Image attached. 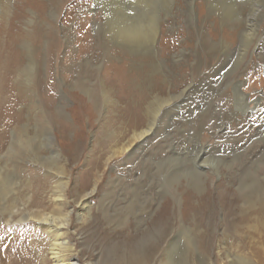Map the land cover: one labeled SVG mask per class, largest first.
<instances>
[{"label":"rangeland","instance_id":"obj_1","mask_svg":"<svg viewBox=\"0 0 264 264\" xmlns=\"http://www.w3.org/2000/svg\"><path fill=\"white\" fill-rule=\"evenodd\" d=\"M18 1L0 0V172L22 188L14 210L0 194V264H56L38 215L67 211L81 264H264V53L220 42L241 0Z\"/></svg>","mask_w":264,"mask_h":264},{"label":"bare ground","instance_id":"obj_2","mask_svg":"<svg viewBox=\"0 0 264 264\" xmlns=\"http://www.w3.org/2000/svg\"><path fill=\"white\" fill-rule=\"evenodd\" d=\"M18 2L19 3L22 2L23 4L30 2V4H32V5H38L39 6L38 8H40L39 11L41 10L42 12L44 9L42 10L41 8H42V6H45V4H46V1H35V0H19ZM211 2H213V1H211ZM225 2H227V1H225ZM225 2L224 3L222 2L223 3L222 18L224 17V22H228L230 24V26H232L231 29H225L222 33V36H221V41H220L221 42V49L223 50L225 55H231V54L236 55L238 59L243 60L246 58L247 53H249L250 51L256 52L258 50L257 54L260 57H262L263 53H264V23L262 22V16L264 15V0H241L242 4L240 6L237 5L236 7H234V6L231 7L228 5V3H225ZM239 4H240V2H239ZM42 12L40 14H43ZM37 13H38V11H37ZM22 15H24V13ZM211 41L215 42V39L211 38ZM56 45H57V43H56ZM210 48L214 49L216 47L214 45H211ZM238 59H237V61H238ZM5 66H6L7 70H9V71L13 70V68L11 66H9L8 63H6ZM235 84L237 86V85H240L241 83L235 81ZM238 93L240 94L241 92H239V90H238V92L236 94L237 98H238ZM240 101H241L240 104H238V102H237V106H238L237 108L243 109V111H248L249 109H251V108H249V107H251L249 105L247 107H245L246 103H247V102H245V100H243V101L240 100ZM143 135L144 134L141 133V135H136V137L137 136L141 137ZM8 163L9 162L5 163L6 167H8L7 166ZM1 166H3V164L1 165V161H0V167ZM13 166L16 169L15 164H13ZM6 167H1V168L4 169ZM6 171L9 172V168ZM0 185H1L0 187H2L1 189H3V191H0V194L2 192L5 193V191L7 192L8 189L12 190L10 193L9 199L4 201L5 202L4 207H5V209L7 208V210H14L21 203L19 200L17 201L15 199V197H16V195L19 196V194H20L19 192H21L22 188L15 186L14 182L13 181L10 182L8 178L4 179L3 173H1V172H0ZM16 189H17V193H15L16 191L14 192V190H16ZM8 192H10V191H8ZM6 194H8V193H6ZM64 197H65V195L62 194L61 192L58 194V198L63 199ZM58 198L56 197V199H58ZM87 198L88 197H86V199ZM45 215L46 214L42 213V214H39L38 217L40 220L53 221V224L46 222L44 225V229H46V231H48L49 233L55 234V236H54L55 238L53 237V242H52V245L50 247L52 254H53V258H54V263H56V264H81L78 259L77 260L76 259L72 260L71 258L67 259V255H66L67 253L65 254V252H64L66 249H72L73 248V246L69 243V241L64 240L65 237L62 238V236L64 235L63 231H65L69 225L68 221L70 219L69 218L70 217V211H67L64 215H61V217H53L50 219L45 218L44 217ZM58 219L60 221L56 222V220H58ZM9 221H11V220H9ZM60 237L62 238V241H60ZM61 252H63V253H61Z\"/></svg>","mask_w":264,"mask_h":264}]
</instances>
